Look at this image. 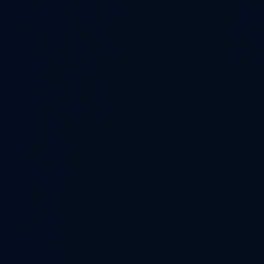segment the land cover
<instances>
[{
  "label": "water",
  "instance_id": "obj_1",
  "mask_svg": "<svg viewBox=\"0 0 264 264\" xmlns=\"http://www.w3.org/2000/svg\"><path fill=\"white\" fill-rule=\"evenodd\" d=\"M0 264H264V0H0Z\"/></svg>",
  "mask_w": 264,
  "mask_h": 264
}]
</instances>
